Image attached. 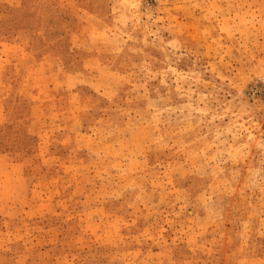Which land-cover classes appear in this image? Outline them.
Returning a JSON list of instances; mask_svg holds the SVG:
<instances>
[{"label":"rangeland","instance_id":"1","mask_svg":"<svg viewBox=\"0 0 264 264\" xmlns=\"http://www.w3.org/2000/svg\"><path fill=\"white\" fill-rule=\"evenodd\" d=\"M0 264H264V0H0Z\"/></svg>","mask_w":264,"mask_h":264}]
</instances>
